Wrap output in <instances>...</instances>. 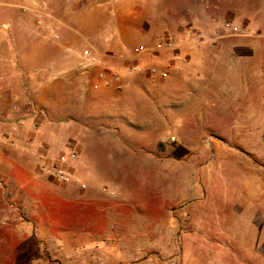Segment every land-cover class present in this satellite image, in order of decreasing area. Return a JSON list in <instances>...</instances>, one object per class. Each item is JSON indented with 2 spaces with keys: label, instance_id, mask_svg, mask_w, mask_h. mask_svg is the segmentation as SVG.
Instances as JSON below:
<instances>
[{
  "label": "rangeland",
  "instance_id": "rangeland-1",
  "mask_svg": "<svg viewBox=\"0 0 264 264\" xmlns=\"http://www.w3.org/2000/svg\"><path fill=\"white\" fill-rule=\"evenodd\" d=\"M22 1L0 0L5 3L0 4V28L8 31L12 46L25 51L30 45L25 31L40 28L32 15L22 10ZM191 1L203 0H163L154 6L139 5L138 0H48L47 6L52 12L51 29L59 24L60 35L50 36L45 44L48 48L58 44L71 47L67 51V61L70 66L74 61L78 64L77 68L66 72L75 71L76 79L67 75L65 84L60 81L65 77L57 73V69L50 71L49 94L54 97L49 102L51 120L57 122L67 118L75 104L78 105V119L87 124L89 113L97 111L95 105L85 99L71 101L70 98L72 92L91 91L89 78L99 70L84 65L85 56H96L101 64H108L109 58H114L110 56L117 52L108 48L107 40L110 46L112 41H122L126 49L141 43L118 33L112 34L121 13L143 14L156 21L161 14L169 18L170 8L185 6ZM223 6L249 20L245 27L250 34L242 38L252 41L257 48L256 123L252 118L255 127L251 131L239 130L236 123H240L236 121L243 120L244 124L248 118L237 117L232 112L219 116L218 111L209 110L206 103L217 105L218 101L202 100L201 84L192 80L190 87L194 94L197 93V99H194L190 115L174 120L162 117L161 127H158V117L149 116L152 108L140 111L145 116L140 117L141 120L139 117L133 119V123L140 121L144 125L138 138L135 142L126 140L115 150L120 156L116 161L119 159L121 164L100 165V161L110 160L112 155L94 146L96 144L85 145L78 162L87 164L90 170L79 175L105 193L107 201L103 204L107 213L97 211L94 202L88 199L58 197V204L40 219L46 234L40 249L30 241L14 238L12 246L17 253L10 261H4L0 251V264H23L29 250L36 254V260H30V264H209L212 262L203 261L198 255L208 246L193 241L196 237L216 236L218 221L224 219L225 211L226 220L230 221L234 220V213L239 212H247L252 220H264V0H223ZM74 19L79 20L82 35L71 33L69 27ZM92 23L99 29L97 32L87 31ZM230 23L238 29L244 24L240 21ZM232 37L226 36L228 40ZM159 38H153L152 44L147 46H153ZM173 38L179 45L184 41L183 37ZM33 40L41 43L40 37ZM203 42L210 44L218 40L204 36ZM181 46L175 51L185 47ZM175 51H157L146 59L158 56L168 60ZM213 52L207 53L208 57L220 60ZM196 55L195 63L200 65L201 59ZM110 65L119 68L121 76L129 82L123 91L155 93V87L143 84L137 73L124 71L120 60ZM195 78L201 79L203 75ZM161 91L168 93L170 90L162 87ZM169 120L174 122L171 124ZM70 131L68 133L67 129L63 136L66 149L76 147L74 129ZM53 190L55 195L57 191ZM15 199L5 197L7 212L3 222H9L14 216L26 218L25 212L10 208V202L18 200ZM40 257L43 260H37ZM55 258H59L58 261Z\"/></svg>",
  "mask_w": 264,
  "mask_h": 264
},
{
  "label": "crops",
  "instance_id": "crops-1",
  "mask_svg": "<svg viewBox=\"0 0 264 264\" xmlns=\"http://www.w3.org/2000/svg\"><path fill=\"white\" fill-rule=\"evenodd\" d=\"M162 1L138 0V4L154 6ZM25 4L31 6L32 9L27 13L32 15L35 24L40 28L25 31V36L30 38L29 48L23 51L12 46L8 31L0 28V181L7 187L0 185V251L4 261H10L13 254L17 253V249L12 246L15 243L14 238L19 237L22 242L30 241L40 249L42 240L46 237L40 219L45 212L53 210L60 201L59 198L88 199L94 202L97 211L107 213L108 209L103 204V201H107L105 193L80 177L90 170L87 164L78 162L85 145L96 144L94 146H100L99 149H105V153L112 155L110 160L100 161V165L121 164L119 159L116 161L120 156L115 150L120 149L124 142H135L138 138L144 125L140 121L138 124L133 123V119L139 117L138 120H141L140 117L145 116L140 111L152 108L149 109V116L158 117V127H161L162 117L174 120L190 115L194 99H197V93L194 94L190 87L192 80L200 82L202 100L208 103L212 100L218 101L217 105L206 103L209 110L218 111L219 116L232 112L237 117L248 118L244 124L243 120L236 121L240 124L235 122L239 130L251 131L255 127V124L252 126V118L256 123L259 77L257 48L252 41L242 38L250 34L245 27L249 20L240 17L232 8L223 6V0L191 1L185 3V6L170 8L169 18L161 14L156 21L143 14L121 13L116 19V29H112L113 35L118 33L123 37L134 38L141 42L138 46L152 44L153 38L158 36L160 38L155 43L164 39L175 42L174 49L162 51H175L181 45L185 47L171 53L168 60H162L158 56L148 60V53L133 56L134 47L126 49L122 41H112L110 46L107 40L108 48L112 47L117 54L110 56L114 58H109L108 64H101L100 60L96 64H90L85 59L84 65L99 69L89 78L88 89L91 91L72 92L70 98L71 101L85 99L90 105H95L97 111L89 113L88 124L78 119L76 104L68 112L67 118L57 122L51 120L49 102L54 97L49 94L50 71L57 69V73L62 76H73L76 79L75 71L71 74L66 72L77 68L78 64L74 61L70 66L67 61V51L71 47L58 44L48 48L45 44L50 36L57 33L60 35L59 24L55 26L56 29H51L52 12L49 5L42 10L39 20L34 12L33 2L23 0L20 7ZM224 14L229 16L224 17ZM73 21V25L69 27L71 33L82 35L79 20ZM232 21L244 24L238 29L230 23ZM222 22L225 23L224 27ZM226 23H230L231 27H226ZM89 30L97 32L99 29L92 23L88 25L87 31ZM228 35L233 37L228 40ZM173 36L183 37L184 41L179 45ZM204 36L217 39L218 42L204 44ZM39 37L41 43H36L33 38ZM214 46H217L215 52L212 51ZM212 52L220 60L209 58L207 53ZM195 54L201 59L200 65L195 63ZM116 59L121 61L124 71L137 73L143 84L153 85L155 93L123 91L127 89L129 82L121 76L119 68L110 65ZM134 64H139L143 70H132ZM149 68L168 71L169 77L161 78L158 74H152ZM101 72L105 73L104 77H100ZM113 73H117L116 77ZM201 74L203 78L196 80L195 77ZM66 77L60 79L63 84L66 83ZM162 87H168L170 91L162 92ZM173 120L169 122L172 124ZM71 128L74 129L76 147L66 149L63 136L67 129L70 133ZM122 135L125 137L122 138ZM60 148L79 154V158L71 163V170L79 181L63 183L41 169L43 163L57 157ZM107 169L108 167L102 169L103 173ZM81 183L86 187L83 188ZM53 189L57 191L55 195L52 193ZM103 189L107 190L106 187ZM5 197L13 200L17 198L15 203L26 213V218L14 216L9 222H3L7 212ZM226 214L225 211L224 219L218 221L216 236L196 237L193 241L208 246L207 250L204 248L198 254L199 259L211 261L209 264H264V220H252L247 212H239L234 213V220L230 221L226 220ZM29 252V256L23 259V264H30V260L35 259L36 254L31 253V250ZM55 259L58 261L59 258Z\"/></svg>",
  "mask_w": 264,
  "mask_h": 264
},
{
  "label": "built area",
  "instance_id": "built-area-1",
  "mask_svg": "<svg viewBox=\"0 0 264 264\" xmlns=\"http://www.w3.org/2000/svg\"><path fill=\"white\" fill-rule=\"evenodd\" d=\"M33 2L34 6V12L37 15L38 19L42 17V10L47 7L48 0H29ZM22 10L24 12L30 11L32 8L30 5H22ZM226 27L230 28V23H226ZM55 37H57V34H55ZM175 48V42L171 39H164L156 42L153 46H147V45H141L136 46L132 49V55L133 56H140L144 53L153 54L157 51L167 50V49H174ZM87 61L90 64H96L99 62V59L96 56H87ZM132 70L134 71H142L143 67H141L139 64L132 65ZM149 71L152 74H158L161 78H167L169 77V72L162 70L158 71L156 68H149ZM113 75L116 77L117 73H113ZM105 73L101 72L100 77H104ZM79 158V154L72 150H61L56 158H54L50 162H45L42 164L41 169L48 173L52 178L63 182V183H70L72 181H79V179L75 176L74 172L71 170V163L73 160H77ZM0 185L4 188H7L4 182L0 181ZM81 186L83 188L86 187L84 183H81ZM10 208L14 211H22L19 205H16V203L10 202Z\"/></svg>",
  "mask_w": 264,
  "mask_h": 264
}]
</instances>
